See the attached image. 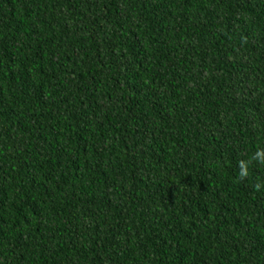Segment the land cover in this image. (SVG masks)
<instances>
[{
    "label": "trees",
    "instance_id": "16d2710c",
    "mask_svg": "<svg viewBox=\"0 0 264 264\" xmlns=\"http://www.w3.org/2000/svg\"><path fill=\"white\" fill-rule=\"evenodd\" d=\"M0 264H264V0H0Z\"/></svg>",
    "mask_w": 264,
    "mask_h": 264
}]
</instances>
